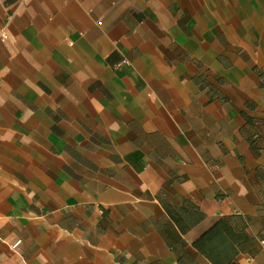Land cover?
<instances>
[{"label": "crops", "instance_id": "0c3cea01", "mask_svg": "<svg viewBox=\"0 0 264 264\" xmlns=\"http://www.w3.org/2000/svg\"><path fill=\"white\" fill-rule=\"evenodd\" d=\"M0 264H264V0H0Z\"/></svg>", "mask_w": 264, "mask_h": 264}, {"label": "built area", "instance_id": "2783aa9c", "mask_svg": "<svg viewBox=\"0 0 264 264\" xmlns=\"http://www.w3.org/2000/svg\"><path fill=\"white\" fill-rule=\"evenodd\" d=\"M1 36H2V38H7V34H6V32L5 31H2V33H1Z\"/></svg>", "mask_w": 264, "mask_h": 264}]
</instances>
